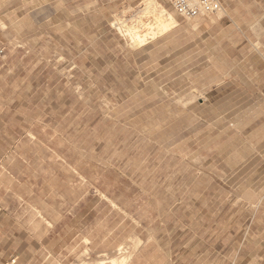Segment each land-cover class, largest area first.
Returning a JSON list of instances; mask_svg holds the SVG:
<instances>
[{
    "label": "rangeland",
    "instance_id": "1",
    "mask_svg": "<svg viewBox=\"0 0 264 264\" xmlns=\"http://www.w3.org/2000/svg\"><path fill=\"white\" fill-rule=\"evenodd\" d=\"M143 1L0 0V264H264V0Z\"/></svg>",
    "mask_w": 264,
    "mask_h": 264
},
{
    "label": "bare ground",
    "instance_id": "2",
    "mask_svg": "<svg viewBox=\"0 0 264 264\" xmlns=\"http://www.w3.org/2000/svg\"><path fill=\"white\" fill-rule=\"evenodd\" d=\"M143 2H145L144 6H143L144 10L149 11L152 14V16L154 18L153 23L158 28L166 29L167 27H169L173 24L175 26V24H176L175 18L161 4H159L156 0H145ZM138 18H140V17H138ZM153 20L151 18V21H153ZM156 32H158V31H156ZM129 36L131 39H133L135 42H138V43H142L145 40L144 35L140 34L138 31H136V32H134L133 30L129 31ZM138 245H139V240L135 239L133 241V245H132V248L130 251L126 252L119 259L112 260L114 262V264H126V262L129 260L130 256L132 255L133 251L138 247Z\"/></svg>",
    "mask_w": 264,
    "mask_h": 264
},
{
    "label": "built area",
    "instance_id": "3",
    "mask_svg": "<svg viewBox=\"0 0 264 264\" xmlns=\"http://www.w3.org/2000/svg\"><path fill=\"white\" fill-rule=\"evenodd\" d=\"M169 3L184 18L216 14L221 10L220 0H162Z\"/></svg>",
    "mask_w": 264,
    "mask_h": 264
},
{
    "label": "crops",
    "instance_id": "4",
    "mask_svg": "<svg viewBox=\"0 0 264 264\" xmlns=\"http://www.w3.org/2000/svg\"><path fill=\"white\" fill-rule=\"evenodd\" d=\"M221 1V0H220ZM205 17H207V16H198L197 17V19H200V18H202V19H204ZM125 254V253H124ZM123 254V255H124ZM122 256V255H121ZM120 256V257H121ZM119 257V258H120ZM131 257V256H130ZM119 258H117V259H119ZM117 259H112V260H117ZM130 260L129 261H127L126 263L127 264H140V261L142 260V255L140 254V250L137 252V253H135L134 255H132V257L131 258H129Z\"/></svg>",
    "mask_w": 264,
    "mask_h": 264
}]
</instances>
